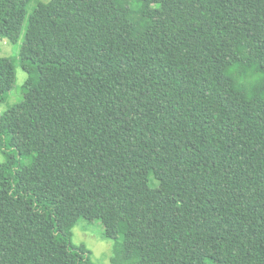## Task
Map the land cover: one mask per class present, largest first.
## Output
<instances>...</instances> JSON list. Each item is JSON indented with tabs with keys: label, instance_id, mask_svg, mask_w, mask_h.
<instances>
[{
	"label": "trees",
	"instance_id": "16d2710c",
	"mask_svg": "<svg viewBox=\"0 0 264 264\" xmlns=\"http://www.w3.org/2000/svg\"><path fill=\"white\" fill-rule=\"evenodd\" d=\"M29 2L0 0V37L25 32L0 104L27 73L0 113V264H97L82 218L125 223L112 264H264V0Z\"/></svg>",
	"mask_w": 264,
	"mask_h": 264
},
{
	"label": "rangeland",
	"instance_id": "374dc122",
	"mask_svg": "<svg viewBox=\"0 0 264 264\" xmlns=\"http://www.w3.org/2000/svg\"><path fill=\"white\" fill-rule=\"evenodd\" d=\"M50 0H30L27 11L30 14L39 3H48ZM25 32L23 31L18 44L12 43L6 37H0V56H16L19 55L20 47L24 40ZM27 73L18 65L16 81L11 93L6 98L5 102L0 104V113H3L10 106L18 103L23 99V85L26 81ZM26 158L29 155L25 156ZM27 160V159H25ZM5 161V156L0 149V163ZM161 196L166 200H178V194L170 191L161 184L155 185ZM125 223L117 229H108L100 220H87L82 218L73 228V242L75 244H85L93 254V260L97 264H112V258L115 257L114 243L117 238L125 232ZM233 258L240 260L242 251L234 250Z\"/></svg>",
	"mask_w": 264,
	"mask_h": 264
}]
</instances>
